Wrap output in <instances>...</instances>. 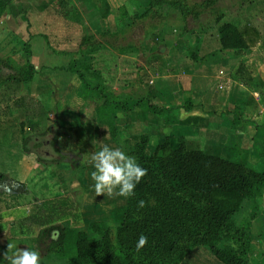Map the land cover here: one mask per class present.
Here are the masks:
<instances>
[{"label": "rangeland", "instance_id": "rangeland-1", "mask_svg": "<svg viewBox=\"0 0 264 264\" xmlns=\"http://www.w3.org/2000/svg\"><path fill=\"white\" fill-rule=\"evenodd\" d=\"M103 1L13 0L0 18V54L16 68L30 60L37 71L17 92L0 80V254L11 242L38 250L41 264H69L49 253L56 230L44 228L97 237L91 222L119 224L128 198L97 196L90 177L91 156L105 144L139 162L142 137L148 154L169 137L172 147L184 140L190 149L246 158L264 170V0H217L214 11L200 9L205 0H184L197 5L198 17L176 7L142 15L147 0H111L125 8L115 5L106 18ZM225 22L247 32L248 50L221 48ZM16 68H4L2 77ZM239 68L250 83L237 76ZM100 88L131 106L146 97L161 111L109 110ZM254 212L248 264H264V190L244 200L235 224ZM0 264H7L2 255ZM179 264L225 263L198 245Z\"/></svg>", "mask_w": 264, "mask_h": 264}, {"label": "trees", "instance_id": "trees-1", "mask_svg": "<svg viewBox=\"0 0 264 264\" xmlns=\"http://www.w3.org/2000/svg\"><path fill=\"white\" fill-rule=\"evenodd\" d=\"M12 1L0 0V18ZM103 2L102 13L106 18L112 8L107 0ZM216 2L205 0L198 6L214 11ZM196 6L191 7L184 0H147L142 15L159 16L164 7H176L184 16L198 17L200 11ZM124 8L122 6L120 10ZM246 33L231 22L223 23L219 27L221 48L238 53L248 50L251 45ZM25 49L30 55L29 42ZM12 66L16 68L13 59L0 54V80L11 92H17L25 83L33 81L37 71L34 63L27 60L17 66L13 74L3 78L4 68ZM78 73L85 92H88L91 88L83 73ZM236 74L247 83L252 81L240 68ZM100 90L109 110H130L133 106L152 113L161 111L146 97L131 106L115 94ZM148 141L149 138L144 136L137 143L138 163L148 170L147 175L122 208L123 219L119 224L91 222L89 229L97 237L75 227L44 228L43 233L51 229L58 233L50 241L49 253L68 257L69 264H179L196 246L207 245L225 264H248L253 250L250 229L255 212L241 225L235 224L234 215L240 211L245 199H256L262 194L264 170L252 167L246 158L233 160L201 149H190L184 140L172 147L169 137L148 154ZM139 200H144L146 206L138 208ZM141 234L147 236L148 242L138 252L136 244ZM224 238L230 243L218 247L217 243Z\"/></svg>", "mask_w": 264, "mask_h": 264}, {"label": "clouds", "instance_id": "clouds-1", "mask_svg": "<svg viewBox=\"0 0 264 264\" xmlns=\"http://www.w3.org/2000/svg\"><path fill=\"white\" fill-rule=\"evenodd\" d=\"M96 144V141H93ZM122 143V141H121ZM94 170L90 177L94 181V191L97 196H121L130 198L135 195V189L142 178L147 175V169L142 167L136 157L128 155L121 147H110L105 144L91 156ZM146 206L144 200H139L137 207ZM54 237L58 233L53 234ZM147 236L141 234L136 250L139 252L147 244ZM2 259L7 264H41V254L29 247H18L9 242L3 251Z\"/></svg>", "mask_w": 264, "mask_h": 264}, {"label": "crops", "instance_id": "crops-1", "mask_svg": "<svg viewBox=\"0 0 264 264\" xmlns=\"http://www.w3.org/2000/svg\"><path fill=\"white\" fill-rule=\"evenodd\" d=\"M107 1L109 2V4H110V6H111L112 9H114V6H115V5H117L116 8H117V7H118V8H121V7L123 6V4H124V3L114 4L111 0H107Z\"/></svg>", "mask_w": 264, "mask_h": 264}]
</instances>
